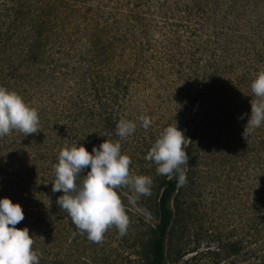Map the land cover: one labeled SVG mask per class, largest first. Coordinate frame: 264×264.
I'll list each match as a JSON object with an SVG mask.
<instances>
[{"label": "trees", "instance_id": "trees-1", "mask_svg": "<svg viewBox=\"0 0 264 264\" xmlns=\"http://www.w3.org/2000/svg\"><path fill=\"white\" fill-rule=\"evenodd\" d=\"M219 3L0 0V86L16 91L38 110L41 130L27 137L13 131L0 138V199L22 206L25 219L16 227H27L34 236V250L43 253L40 264H61V224L68 214L56 204L63 193L52 192L60 150L82 144L91 152L106 139L119 140L116 125L126 119L134 79L138 84V78L149 81L146 77L157 75L171 88L185 89V124L191 126L185 135L186 173L199 157L201 137L227 116L215 114L218 108L240 105L237 97L251 106L250 85L264 70V45L258 42L264 36L258 25L239 27L244 26L238 23L240 14L227 21L235 27L225 26L231 15L217 10L224 6ZM55 54L60 58L53 59ZM62 55L75 61L57 70ZM128 139L120 142L132 169L141 160L135 152L138 140L132 139V145ZM179 189L178 177H159L157 221L141 245L139 264H167L174 255L178 258L179 252H172L171 230ZM68 226H75L70 217ZM254 238L255 264H264V222L256 223ZM241 247L242 241L234 240L221 243L218 251L236 256Z\"/></svg>", "mask_w": 264, "mask_h": 264}, {"label": "rangeland", "instance_id": "rangeland-1", "mask_svg": "<svg viewBox=\"0 0 264 264\" xmlns=\"http://www.w3.org/2000/svg\"><path fill=\"white\" fill-rule=\"evenodd\" d=\"M220 3L224 6L217 10L231 15L224 21L225 26L235 27L236 24L227 21L232 19V15L240 14L238 23L244 26L239 27L249 29L258 25L257 30L261 29L264 36V0H220ZM244 3L246 5L243 6ZM258 42L264 45V37ZM62 56L56 62L57 70H64L63 66L75 61L73 56V60ZM58 58L60 55H53V59ZM152 76L146 77L149 81L138 78L141 81L138 84L134 79L125 107V118L137 124L128 141L136 145L132 139L138 140L135 152L141 160H135L138 166L132 167V171L152 177L151 195L133 201L128 189L127 192L119 190L131 225L123 236L115 228L110 229L102 243L89 241L87 234H82L76 226L70 229L69 217L65 216L61 224V264H71L72 261V264L140 262L141 245L157 221L159 177H165L158 175L156 169H151V162L145 157L169 124L177 123L185 135L191 129L190 123L185 124L188 113V108L184 106L185 89L171 88L172 84L166 82V78ZM163 82L167 83V87ZM241 99L235 98L240 105L233 103L232 107H219L215 114L227 113V116L221 117L220 123L200 139L199 157L194 166L188 168L187 183L180 186L174 205L172 203L173 209H177L171 230L172 252L178 251L179 256L176 258L174 255L167 264H255L254 227L257 222H264V126L255 130L249 143L245 141L242 133L250 118L247 115L249 111L251 113V106ZM245 113L244 119H240ZM140 116L152 118L153 123L147 130L143 128ZM234 240L242 241L238 255L226 256L224 251H218L221 243ZM196 252V258L190 259Z\"/></svg>", "mask_w": 264, "mask_h": 264}, {"label": "clouds", "instance_id": "clouds-1", "mask_svg": "<svg viewBox=\"0 0 264 264\" xmlns=\"http://www.w3.org/2000/svg\"><path fill=\"white\" fill-rule=\"evenodd\" d=\"M251 115L244 127L242 137L250 142L256 129L264 126V70H261L251 85ZM245 113L240 117L244 119ZM147 130L153 120L140 116ZM135 121L121 118L116 125L119 140L106 139L89 152L80 144L65 146L58 154V163L53 165L55 179L52 192H62L56 204L65 211L71 222L89 241L102 243L105 234L115 228L121 236L126 235L131 225L120 189L133 193L132 200L150 196L153 179L148 175L135 174L132 159L122 154L121 140L135 133ZM18 131L27 137L40 132L38 110L32 107L14 90L0 86V138ZM189 139L175 124H169L152 144L145 159L156 165L158 175L172 179L178 177V186L187 183L185 167L189 163L186 149ZM90 167V171H85ZM25 219L19 203L10 198L0 199V264H40L43 253L34 250L35 238L27 227H16Z\"/></svg>", "mask_w": 264, "mask_h": 264}]
</instances>
